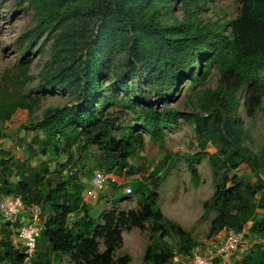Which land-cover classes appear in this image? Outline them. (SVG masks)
Here are the masks:
<instances>
[{
	"label": "trees",
	"instance_id": "trees-1",
	"mask_svg": "<svg viewBox=\"0 0 264 264\" xmlns=\"http://www.w3.org/2000/svg\"><path fill=\"white\" fill-rule=\"evenodd\" d=\"M48 1L30 0L39 7ZM234 1L241 7L236 19L203 22L197 14L190 24L177 28L181 36L169 39L164 36L166 29L162 26L129 19L122 0H92L84 5L85 8L69 5L62 11L49 12L47 19L62 21L76 14L97 22L115 16L123 29L134 31L130 37L131 45L125 47L129 50L130 69L112 86L116 91L130 90L133 99L125 101L118 93H107L102 88L103 74L96 66L103 65L107 58L96 56L99 38L94 30L85 49V58L71 64V67L76 66V82L66 84L58 73L52 76L50 84L40 88L74 89L75 100L65 106L47 109L40 121L26 126L27 130L35 132L33 140L23 139L27 157L12 156L18 148L16 142L10 150H0L3 157L0 160V194L19 197L26 207L39 206L46 215L38 246L43 250L40 259L69 255L75 264H129V257L114 259L115 251L123 245V230L144 229L147 223L161 231L163 250L158 252L157 247L151 246L144 263L167 264L173 259L175 251L165 240L168 235L165 225L175 227L178 233L185 232L167 219L158 205L160 196L151 185L152 178L160 174L159 170L155 169L154 174L138 182L139 211L113 212L99 225L91 208L84 203L78 166L85 162V157H92L96 165L105 163L110 171L117 168L129 176L134 175L129 159L135 156L136 142L143 137L136 138L133 127L119 138L114 135L118 129L116 109L120 107L121 111H134L144 122L143 129L150 131L161 145L165 142L164 129L179 124L178 115L195 125L197 137L202 142L201 149L209 144L214 148L215 192L205 203L204 214L216 213L210 236L217 235L225 226L237 232L244 230L249 246L245 255L239 256L234 264H264V152L258 156L245 145L244 121L238 114L240 95L251 119L264 103V0ZM202 7L199 5L198 9ZM191 14H188V20ZM158 31L163 33V40H159L161 49L149 70L142 71L145 65H139L140 39ZM140 33L146 34L139 36ZM94 57H97V65L92 63ZM213 71L220 77L218 86L202 90L198 111L182 114L170 107L178 86L187 82V89L195 92ZM170 87L174 89L167 95L166 89ZM3 91L1 88L0 125L11 120L17 109L35 107L34 100L23 92L13 94L7 88ZM158 102L163 105L159 106ZM138 106L139 111L136 110ZM5 138L0 128V140ZM33 159L40 160L34 165ZM242 165L249 168L256 181L237 172ZM232 171L235 172L231 176ZM90 173L93 174V170ZM13 180H17L16 183ZM11 235L12 231L0 241V261L23 264L25 255L21 245L14 243ZM101 240L104 250L100 249ZM198 245L189 246L183 242L178 253L190 255ZM214 264H219L218 259Z\"/></svg>",
	"mask_w": 264,
	"mask_h": 264
},
{
	"label": "rangeland",
	"instance_id": "rangeland-1",
	"mask_svg": "<svg viewBox=\"0 0 264 264\" xmlns=\"http://www.w3.org/2000/svg\"><path fill=\"white\" fill-rule=\"evenodd\" d=\"M92 0H49L43 6L33 5L30 0H0V90L9 89L13 94L23 92L33 102V109H17L11 120L1 123L0 128L6 136L0 140V147L5 151L10 150L13 142H16L17 149L12 156L17 158L27 157V141L33 140L35 132L27 130L26 126L40 121L46 110L49 108L61 107L70 104L75 100V90L69 88L40 89L50 84L52 76L58 73L63 77L66 84L75 83L77 74L76 66L71 64L85 58V49L92 36L93 31L99 38L97 55L100 58H107L102 65H97V57L92 60L96 64L103 77L102 88L113 94H119L120 99L132 100L131 91L115 90L113 84L130 69L129 50L130 37L134 31L123 29L121 23L114 16L104 22H97L88 19L84 15L76 14L69 20L47 19L50 11H62L69 5L81 6L90 3ZM97 1V0H96ZM124 11L127 17L133 22L140 24H151L165 28L164 36L169 38L179 37L177 28L190 24L196 15L203 22L208 20L232 21L240 13V5L234 0H206L201 4L191 3L189 0H122ZM199 5H203L198 9ZM42 10V11H41ZM201 10V11H199ZM82 12V11H80ZM192 12L188 20V14ZM189 26V25H188ZM146 33H140L143 36ZM161 32L145 35L140 39L141 50L139 65H145L142 71L149 70L154 62V57L161 49ZM141 38V37H140ZM150 62L147 64L146 62ZM219 75L213 71L206 81L198 87L195 92L187 88L189 83L183 82L176 89L175 97L170 100V107L182 114H190L199 110L202 90L206 87L216 88L219 83ZM131 80L134 83L137 79ZM160 88V87H159ZM158 89V88H157ZM174 89V88H173ZM172 87L166 89L170 95ZM40 100V101H39ZM169 103V102H168ZM167 103V104H168ZM159 106L163 104L158 102ZM244 98L240 95V107L238 114L244 121L246 132L245 145L258 156L264 152V103L251 119L243 106ZM169 105V104H168ZM111 108V107H110ZM136 110H140L138 106ZM119 112V113H118ZM118 129L114 131L116 137L128 131L129 127L135 128L136 138L142 136L136 142V154L129 159L134 169V175L129 176L126 172L112 169L105 165H96L92 157H85L84 163L78 166V176L83 186V191L92 188L94 173L102 171L108 175V186L106 193H101L97 198L88 199L94 206L95 202L100 204L96 211L98 223L103 224L104 216L109 214L140 210L141 201L136 189L138 182L143 177H148L155 169L160 174L152 178V188L160 196L159 207L164 216L171 220L175 226L185 233H178L175 227L165 225L168 235L165 240L178 252L180 245L184 242L189 246L211 241L210 236L212 220L216 217L215 211L204 216L205 203L211 199L215 192L214 176L216 169L213 165L214 148L211 144L202 150V142L195 132V125L187 122L181 115L177 116L179 124H172L164 129V145L155 140L150 131L144 130V122L138 119L134 111L120 107L116 109ZM42 137V134L39 133ZM22 139V140H21ZM48 158V157H47ZM168 158V160H167ZM40 159H33L32 164H38ZM65 160V157L62 161ZM102 162V160H98ZM170 166V167H169ZM93 170V174L90 173ZM235 171L231 172V176ZM238 173L250 180L257 178L250 173L246 165L239 167ZM154 174V173H153ZM112 176H117L119 181H113ZM132 188L133 195L127 196L124 191ZM89 198L91 196L88 193ZM85 199V198H84ZM86 204V202L84 201ZM102 204V206H101ZM75 215H73L74 217ZM72 217V218H73ZM46 215L43 216V223ZM154 224L147 223L144 229L131 228L123 230V245L114 253L117 261L123 257H129V264H145L147 250L151 246L157 247L158 252L163 250L160 235ZM219 234V233H218ZM42 238V235H41ZM41 238L39 242L41 241ZM100 249L104 250L103 241H99ZM39 246V245H38ZM249 244L244 241L241 250H245ZM190 252V250H189ZM246 252L242 253V256ZM43 250L38 247L33 260L36 264H75L69 255H61L59 258L40 259ZM180 254V253H179ZM189 259V254H181ZM237 261V260H236ZM233 262H231L232 264ZM167 264H173L172 259Z\"/></svg>",
	"mask_w": 264,
	"mask_h": 264
},
{
	"label": "built area",
	"instance_id": "built-area-1",
	"mask_svg": "<svg viewBox=\"0 0 264 264\" xmlns=\"http://www.w3.org/2000/svg\"><path fill=\"white\" fill-rule=\"evenodd\" d=\"M108 175L102 171L94 173L92 188L89 190L91 198H97L99 194L106 193L108 186ZM125 195H133L132 188L124 191ZM0 212L4 222L10 225L16 238V244L21 245L25 255L23 264H36L33 260L36 255L39 240L44 230L43 210L39 206L26 207L23 201L13 195L3 196L0 194ZM27 214L28 222L17 226L19 218ZM218 235V237H217ZM217 240L204 243V247H196L192 250L189 259L175 252L172 259L173 264H214L218 259L219 264H229L234 254L238 253L246 239V232L224 227ZM248 243V242H247ZM0 264H13L10 261H0Z\"/></svg>",
	"mask_w": 264,
	"mask_h": 264
},
{
	"label": "crops",
	"instance_id": "crops-1",
	"mask_svg": "<svg viewBox=\"0 0 264 264\" xmlns=\"http://www.w3.org/2000/svg\"><path fill=\"white\" fill-rule=\"evenodd\" d=\"M0 150H4L2 146L0 147ZM17 157H20V156H17ZM2 158L3 157L0 154V160H2ZM118 179L119 178L117 176H112V180L113 181H117L118 182L119 181ZM16 181L17 180H13L14 183H16ZM89 190H90V187L88 189H86V190L83 191V197L85 198L84 200H85L86 204H88V206L91 208V214H92L93 218H95L97 220L96 215L94 214L95 210L93 212L92 207H95V209L97 211L100 208V204H98V202L97 203L95 202L94 206H92L90 204V202H88V199H91V200L94 199V198H89V196H88ZM101 206H102V204H101ZM28 217L29 216L27 214L22 215L19 218L20 221H19V223H17V226H21L22 224L27 223L28 222ZM104 218H105V216H104ZM104 218L102 219L103 221H104ZM97 223H98V221H97ZM11 231H12L11 228H9V226L7 225V223L4 222V219H3L2 215H1V212H0V241L3 238H5L6 235H8L9 232H11ZM217 237H218V235H217ZM217 237L215 236L214 238H211V240H217ZM10 238L13 240L14 243H16V238H15V235H14L13 232H12V235H11ZM246 251H247V248L245 250L244 249L243 250H240L238 253L234 254L232 256L231 261H230L229 264H231V262H233L232 264H234L236 262V260L238 259V257L239 256H242V253H244Z\"/></svg>",
	"mask_w": 264,
	"mask_h": 264
}]
</instances>
